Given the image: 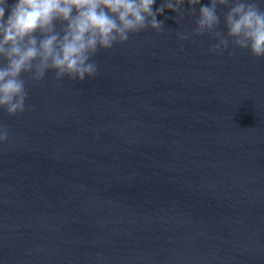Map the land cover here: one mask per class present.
<instances>
[{
    "label": "water",
    "instance_id": "water-1",
    "mask_svg": "<svg viewBox=\"0 0 264 264\" xmlns=\"http://www.w3.org/2000/svg\"><path fill=\"white\" fill-rule=\"evenodd\" d=\"M209 2L98 50L82 83L22 76L25 112H0V264H264V58L177 38Z\"/></svg>",
    "mask_w": 264,
    "mask_h": 264
},
{
    "label": "clouds",
    "instance_id": "clouds-1",
    "mask_svg": "<svg viewBox=\"0 0 264 264\" xmlns=\"http://www.w3.org/2000/svg\"><path fill=\"white\" fill-rule=\"evenodd\" d=\"M185 2L164 0L153 11L156 0H12L11 5L0 0V112L9 117L25 112V74L33 82L42 81L49 71L55 72L57 81L92 79L98 73L93 60L98 50H110L145 29L161 32L163 22L157 16L167 8L182 18ZM187 3L195 13L201 0ZM259 4L264 0H210L196 14L195 31L177 33V38L184 41L190 35L215 33L210 53L223 55L231 45L264 58V10ZM218 7L228 9L225 36L217 32ZM57 23L62 25L59 31ZM8 139L9 132L0 123V145Z\"/></svg>",
    "mask_w": 264,
    "mask_h": 264
}]
</instances>
